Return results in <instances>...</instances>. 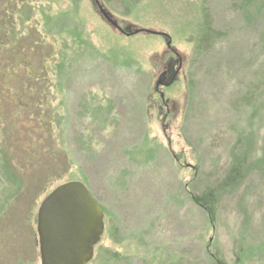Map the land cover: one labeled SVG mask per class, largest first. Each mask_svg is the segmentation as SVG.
<instances>
[{"label": "rangeland", "instance_id": "374dc122", "mask_svg": "<svg viewBox=\"0 0 264 264\" xmlns=\"http://www.w3.org/2000/svg\"><path fill=\"white\" fill-rule=\"evenodd\" d=\"M1 1L48 81L19 109L0 94V264H41L38 210L70 182L105 214L90 264H264V0H101L127 36L92 0ZM203 10L222 37L196 57ZM243 154L251 171L212 221L193 197Z\"/></svg>", "mask_w": 264, "mask_h": 264}, {"label": "water", "instance_id": "95a60500", "mask_svg": "<svg viewBox=\"0 0 264 264\" xmlns=\"http://www.w3.org/2000/svg\"><path fill=\"white\" fill-rule=\"evenodd\" d=\"M111 25L117 26L115 22ZM139 34L170 39L164 33L145 29L128 36ZM104 222V212L85 184L70 182L59 186L38 210L41 264H89L104 235Z\"/></svg>", "mask_w": 264, "mask_h": 264}, {"label": "trees", "instance_id": "16d2710c", "mask_svg": "<svg viewBox=\"0 0 264 264\" xmlns=\"http://www.w3.org/2000/svg\"><path fill=\"white\" fill-rule=\"evenodd\" d=\"M14 7L15 6H11V4H2V1L0 2V94L3 96L4 101H13L12 104L19 109L22 107L23 100V98H20L21 92L32 97L31 95L35 93L34 90L36 89L35 83H39L40 80L44 81L46 79L47 82L48 76L43 73V75H37V63L31 64L30 62V56L33 57L34 55L32 52L26 51L24 46H22L25 39L23 37H16L15 35L16 25L14 23L15 19L13 18ZM127 32L131 31L128 30ZM19 36L28 37V35H23V33ZM221 37L220 33L213 30L209 15L203 10V26L195 45V56L201 57L210 49L213 43ZM3 44L9 45L10 49L3 50V47H1ZM39 53L41 55L40 60L43 61L42 52L39 51ZM48 55L49 54L44 56V59ZM43 69H45L44 66H42L41 70L44 71ZM19 84L23 87V90H20ZM11 85H15L16 87H11ZM248 160L249 158L246 154L242 156L234 155L226 175L217 187H208L201 194L193 197V202L199 206L212 221L216 219L218 214V193L226 190H233L244 181L252 167L249 165ZM257 160L264 168V149Z\"/></svg>", "mask_w": 264, "mask_h": 264}, {"label": "flooded vegetation", "instance_id": "af4514ba", "mask_svg": "<svg viewBox=\"0 0 264 264\" xmlns=\"http://www.w3.org/2000/svg\"><path fill=\"white\" fill-rule=\"evenodd\" d=\"M92 3L95 9L97 10L98 15L101 17V19L105 21L107 24H109V26L112 27L114 32H117L121 35H126V33L124 32V28L120 25L119 21L113 15L109 14L105 6L102 4L101 0H92ZM112 22H115L117 26L113 27L111 25ZM125 28L126 31L131 30L129 26ZM168 50L170 53L169 62L164 70V73L160 77V81L163 82V85L171 86L172 83L178 79L180 73L182 72L183 63H182V57L176 50L174 49H168ZM157 94H159L162 103L167 107L169 102L165 100V96H162L159 90L157 91Z\"/></svg>", "mask_w": 264, "mask_h": 264}]
</instances>
